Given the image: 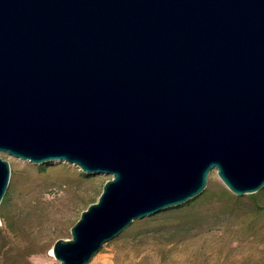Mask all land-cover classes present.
<instances>
[{
	"label": "water",
	"instance_id": "water-1",
	"mask_svg": "<svg viewBox=\"0 0 264 264\" xmlns=\"http://www.w3.org/2000/svg\"><path fill=\"white\" fill-rule=\"evenodd\" d=\"M3 154L112 177L53 245L58 264H88L214 170L258 193L264 0H0V205Z\"/></svg>",
	"mask_w": 264,
	"mask_h": 264
},
{
	"label": "rangeland",
	"instance_id": "rangeland-1",
	"mask_svg": "<svg viewBox=\"0 0 264 264\" xmlns=\"http://www.w3.org/2000/svg\"><path fill=\"white\" fill-rule=\"evenodd\" d=\"M1 156L10 167L7 212L14 228L0 220V264H58L53 245L71 239V228L112 177ZM262 190L235 196L214 170L203 203L133 222L126 238L106 244L88 264H264V212L248 214L253 205L264 211ZM224 192L240 198L241 211L231 213L234 202Z\"/></svg>",
	"mask_w": 264,
	"mask_h": 264
},
{
	"label": "trees",
	"instance_id": "trees-1",
	"mask_svg": "<svg viewBox=\"0 0 264 264\" xmlns=\"http://www.w3.org/2000/svg\"><path fill=\"white\" fill-rule=\"evenodd\" d=\"M262 193H264V189L262 190ZM208 194H209L208 192H205V193L201 194L199 197H197V198L189 201L188 203H186L184 205H181V206H178V207H175L174 209H171L169 211L181 210V209H185V208H187L189 206L191 207V206H194L196 204H201V203H203L208 198ZM252 196H254V195H252ZM9 197H10L9 192H6L5 197H4V199H3V201H2V203L0 205V220H1V222L4 224V226L7 229H13L14 228V226H13L14 224H12L10 222V220L8 218L9 217L8 216V212H7L8 211L7 210V207H8L7 206V203L9 201ZM222 198L223 199H232V201L234 202L233 203L234 205H233V208L231 210V213L236 212L237 210H240V211L242 210L241 209V206H240V198H238V197H232V196H230V194L228 192H224L222 194ZM262 210L263 209L257 210L255 208V206L253 205V207H251L248 210V214L253 215L254 217H256V216L261 215L264 212ZM169 211H166V212H169ZM163 213H165V211ZM158 215H160V214H158ZM156 216H154V217H156ZM9 232H14V231H9ZM128 232L123 233L122 235H120L119 237H117L116 239H114L113 241H117V240H119L121 238H126L128 236V234H129Z\"/></svg>",
	"mask_w": 264,
	"mask_h": 264
},
{
	"label": "bare ground",
	"instance_id": "bare-ground-1",
	"mask_svg": "<svg viewBox=\"0 0 264 264\" xmlns=\"http://www.w3.org/2000/svg\"><path fill=\"white\" fill-rule=\"evenodd\" d=\"M52 255V254H51Z\"/></svg>",
	"mask_w": 264,
	"mask_h": 264
}]
</instances>
